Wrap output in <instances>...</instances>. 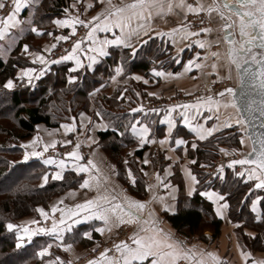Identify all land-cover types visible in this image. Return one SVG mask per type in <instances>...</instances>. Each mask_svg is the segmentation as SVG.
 <instances>
[{"label": "trees", "instance_id": "1", "mask_svg": "<svg viewBox=\"0 0 264 264\" xmlns=\"http://www.w3.org/2000/svg\"><path fill=\"white\" fill-rule=\"evenodd\" d=\"M72 1L39 0L33 8L31 25L41 28L44 34L38 36L30 29H24L9 58L0 57V264H41L39 252L49 244V239L36 236L18 248L16 234L8 231L6 224H16L21 218L36 214L38 207H48L54 197L78 188L82 182L81 176L68 171L62 180L50 179L42 184L41 180L49 168L37 159L24 161L21 142L33 137L39 124L50 128L60 127L80 112L93 111L96 119L104 120L107 124V129L99 132V138L106 152L118 160L119 176L127 179V173L131 170L136 180L135 184H128L130 192L138 198L145 197L144 178L137 168V158L142 156L143 150L131 156L126 152L139 143L131 133V124L140 114L132 112L138 104L136 95L139 87L131 75L138 73L148 76L153 68L177 71L188 57L184 53L180 63H177L180 57L173 54V48L168 43L151 38L136 49L135 56L131 54L132 49L111 48L109 55L93 71L85 68L71 72L69 65L53 66L51 71L31 83L18 81L13 90L4 88L8 79L15 78L17 71L27 66L19 57L23 46L27 44L32 50L33 40L50 39L48 33L53 31L54 20L65 14L64 9L69 8ZM121 64L124 71L116 76L115 69ZM69 76L77 80L69 83ZM114 81L118 82V86L111 95H104ZM92 101L91 107L89 103ZM69 103L73 106L69 107ZM146 118L151 120L149 116ZM3 121L12 122L14 126H8ZM121 132L124 134L120 135ZM217 136L220 137L203 142L196 152L194 171L201 181L204 173L198 167L214 157L205 150L209 144L217 141L220 146L239 149L241 137H246L244 131L235 128L224 130ZM224 172V176L217 178L212 186L198 185L191 197L181 189L177 212L165 213L164 217L180 235L193 237L210 231L213 239H217L221 235L223 221L214 213L212 203L201 194L202 190L213 188L226 197L229 218L239 224L237 229H242L239 234L243 245L253 251H264V219L257 221L251 210L253 199L261 196L260 206L264 215V191L253 188L254 185L237 176L232 167H225ZM246 228L255 231L257 236L253 238L245 234Z\"/></svg>", "mask_w": 264, "mask_h": 264}, {"label": "snow or ice", "instance_id": "2", "mask_svg": "<svg viewBox=\"0 0 264 264\" xmlns=\"http://www.w3.org/2000/svg\"><path fill=\"white\" fill-rule=\"evenodd\" d=\"M39 0H11V11L5 16H0V37L8 31L9 28H15L19 25L20 21L17 19L20 11L26 7L38 3ZM99 3L103 5V8L99 13L92 16L88 20L81 19L79 15H71L67 8L64 12L67 14L64 19H56L54 23L60 28H70L71 33L74 35L76 33V26L80 25L88 29L87 39L91 41L90 51L97 54L98 56L109 55L106 50L109 45L123 46L125 48L132 49V56L136 55V48L132 43V37L136 36L139 38L141 33L145 36L152 31L151 21L154 14L160 16L161 18L167 15L173 14L174 8H179L187 13L199 14L207 13L209 22L213 19V13L219 17L222 23L220 28L224 32L223 40L228 44V50L226 53V60L228 62V79H231V66L235 65L238 75L240 76L241 83H244L246 77L251 78L253 81H257L259 88L264 93V0H212V3L205 6L200 0H197L196 5L188 3L187 0H121L119 4H114L112 0H99ZM93 5L89 4L88 7ZM9 7V4L5 3V0H0V10ZM72 7H76L75 4ZM28 23L31 25L32 21L29 20ZM119 29V35L116 34L115 30ZM31 32L38 36L43 35V30L39 27L32 26L30 28ZM213 31V28L206 27L200 29L199 32L188 31L183 26L179 28H173L168 32H157L156 35L160 37H169L172 39L173 43L176 42V37L181 40H187L190 37H198L201 33L209 34ZM98 32H112L114 39H100L97 35ZM48 35H52L48 33ZM239 36V38H237ZM69 36L60 35L56 36V41H67ZM140 43L146 44V40L139 41ZM218 45L219 40L215 41ZM81 40H77L72 47L71 52L60 57L61 60H74L76 63V68L83 67V63L80 58L76 55L78 50H81ZM200 48L212 47V42L197 39L195 41ZM190 46V45H189ZM56 44L53 43L50 48H45L46 52H50L52 48H55ZM25 53H29V46L25 44L23 46ZM183 51V49H180ZM33 62L39 61V63L46 65L49 63L45 57L40 53H34ZM97 55H90L88 57L89 67L94 64L97 60ZM210 55L216 60L221 59V54L219 51H210ZM199 57V54H197ZM207 59V57H205ZM58 61H52L56 63ZM179 63V59L176 60ZM256 64L259 66L258 72H253L250 67L244 68L245 65ZM193 67L200 68L201 64L196 63L194 60H189L185 65L184 71L189 72ZM213 68L217 67L216 63H213ZM76 68L72 71H76ZM241 69L243 71L241 72ZM123 64L119 65L115 69L116 76L123 73ZM36 72L34 68H24L21 70L18 79L23 80L27 78L28 82L31 83L33 73ZM153 73L157 77H166L173 75L172 73H166L162 70L153 69ZM42 74V72L40 73ZM181 75L180 73L176 74ZM38 78V75L36 76ZM76 77L69 76L68 81L72 83L75 81ZM115 79V77H113ZM135 79H143L140 76H136ZM144 83H148L147 80ZM6 89H13L16 87L15 82L12 79H8L3 85ZM149 95H155V93H149ZM221 99H215L214 96H208L206 98H198L195 104H183V105H173L169 108L168 113L165 116L163 123L168 124V131L171 134L172 129L175 126V121L171 117V113L175 111L176 108H182L185 111L181 113L184 117V123L188 128L196 134L200 140H205L208 136H211L213 132L219 130L220 127H232L233 123L241 126V130L247 135V138L252 140V150L247 153L243 159H233L230 161L228 167H234L235 165H254L248 171V179L255 180V188L264 189V132L255 133L253 136L248 132V125L251 121L246 119L244 116V111L252 113L254 110L259 111L260 115L264 117V97L259 102V107L256 108V102L252 101L246 105H240L237 102L236 91L232 87H225L222 91L218 92ZM228 97V99H223ZM233 108L237 112L235 120L228 119L223 125L217 124L211 128H205L201 124H193L187 115V110L195 109L199 114L202 107L207 108L209 112L215 110L219 112L220 107ZM144 111L143 106L139 108H133L132 112ZM153 111H156L153 109ZM83 115V114H82ZM97 115H100L97 113ZM219 119V117H217ZM66 132L74 131V124L62 125ZM264 128V123L260 125ZM115 130V129H114ZM150 129L146 124H140L139 121L131 124V132L134 136L139 138L140 144L154 142L149 141L148 136ZM124 133H120L123 135ZM166 141H160V143H165ZM41 138L36 137L28 144H21L20 147L25 149L23 159L27 161L30 157H43V153L47 152L49 148L56 147V141L53 140L50 143H43V150L38 151L37 148L40 146ZM65 143H71L70 141H65ZM177 144H185L186 141L182 139L176 140ZM241 144L245 143L244 137H241ZM258 145V147H257ZM79 144L76 145V150L67 153V156L73 158L74 169L77 172L90 173L91 169H95L99 173V169L92 160H88L86 164L78 163L83 159L82 155L79 153ZM193 148H196L195 143L192 144ZM28 149H31L29 151ZM223 152L224 149H221ZM228 154V153H225ZM195 163V161H192ZM43 163L51 165L56 164L60 169L55 173L53 179H63L62 173L66 167V162L64 160H54L49 157L43 160ZM127 163V161H125ZM144 164L149 163L147 159L143 161ZM220 172H223V166L220 168ZM147 175V173H145ZM239 176H244L245 172L241 171L236 173ZM129 177L132 178L131 170L128 173ZM187 175L190 177L193 184L198 183L195 175L192 174L191 170H187ZM44 182L48 180V176L43 177ZM91 179L96 181V188L98 194L94 199L87 200L82 204H77L74 209L65 212L63 209H58L55 205L52 207V213L57 211L61 212V218L57 222L53 219L52 227H37L32 229L29 227L31 224H39V221L31 220L26 224L17 225L14 223H7L6 228L10 232H15L17 237V247H21L22 243L27 238L29 241L32 236L38 233H44L48 235H55L57 239L62 240V234L65 231H71L73 223H79L80 219L91 220L97 219L103 222V227H97L94 231L104 234L105 231L111 232L113 227H119L123 224L135 225L136 228L128 240H121L119 243L113 245L115 253L118 255L109 256L108 253L112 249L105 248L99 255L98 259L89 260L88 264H180L181 261L187 262V264H222L220 257L213 252L197 251L195 248L188 249L185 247L184 243L178 239H175L170 232L165 231L160 225L162 221L157 219L152 212L148 213V217L140 215L147 207L146 202L139 200H134L130 197L125 196L124 202H114L116 197L110 196L106 191L101 194L99 189L101 186L100 177L92 176ZM106 180L107 177H104ZM158 182L161 181L159 174L156 175ZM132 183H135V179L132 178ZM82 187H91L89 180L85 179ZM152 186L149 185V188ZM191 191H195L193 188ZM191 194V193H190ZM203 195L207 196L214 203H217V215H223L222 209H226L228 204L225 202L219 204V201L224 200V196L215 192H204ZM260 197L252 202V211L256 212V220L260 221L264 219L258 210V203ZM126 202V206H125ZM62 203V201H61ZM167 205L165 208L167 209ZM37 211L41 216L48 219L49 214L43 209L39 208ZM80 213H84L80 217ZM78 217V219L72 220V223L67 221L71 217ZM63 226V227H61ZM251 235V234H250ZM84 236L88 239L92 238L91 232H85ZM254 238V237H253ZM51 245H49V248ZM72 248L71 244L65 247V251ZM48 254V248H44L40 251L39 255L43 257ZM241 256L244 258L245 264H248L249 258L251 257V252L241 251ZM59 264H65L60 257H56ZM49 264H53L52 261ZM68 264H71L69 261ZM252 264H264V260L256 261L252 260Z\"/></svg>", "mask_w": 264, "mask_h": 264}, {"label": "crops", "instance_id": "3", "mask_svg": "<svg viewBox=\"0 0 264 264\" xmlns=\"http://www.w3.org/2000/svg\"><path fill=\"white\" fill-rule=\"evenodd\" d=\"M192 1H195V3H192ZM94 2V3H93ZM114 4H119L121 0H112ZM125 2H129V0H125ZM188 3H192L194 6L197 3V0H187ZM205 6L212 3V0H200ZM5 3L9 4V7H6L5 9L0 10V16H5L9 11H11V0H5ZM97 4V6L95 5ZM73 4V3H72ZM72 4L69 8V13L71 15H79L81 19L88 20L92 16L96 15L101 11L103 8V5L99 3V0H83V6L79 9H75L72 7ZM93 5L92 7H88V5ZM36 4L31 5L29 7H26L20 11V13L17 16V19L20 21L19 25L15 28H9L8 31L3 35V37H0V57L3 59H7L10 56V53L12 51V47L6 46V42L13 35V33L17 32L21 27L25 24L26 18L32 17L33 12H31L32 8H34ZM99 7V8H98ZM98 8V9H95ZM207 15V13H205ZM66 13L56 19H64L66 18ZM196 14L187 13L186 11H183L179 8H174L173 14L167 15L164 18H161L160 16H156L154 14L153 19L151 21V28L152 31L148 33L147 36L141 35L138 37L133 36L132 37V43L137 49L141 44L139 41L141 40H149L151 38H158L163 40L164 42L168 43L173 48V54L180 57L179 63L182 60L181 55L186 53L188 56L186 60L184 61L182 67L177 70H166L161 68H153L156 70H162L166 73H172L171 76L166 77H157L153 73V69L150 70V73L148 76L145 75H139L138 73L133 74L132 77L140 76L143 79H140L138 81H141L143 85L145 86L144 92L147 94L154 103H158L161 106L156 109V111L146 110L135 112L140 113L137 119L134 123L139 121L140 124H146L149 129L151 130L148 136L149 142L145 143L143 145L140 144L139 138L136 137L139 141V143L134 146L131 150L129 155H134L136 151L143 150V154L140 158H137L139 163L144 166L143 168V174L145 179V190H146V196L144 198H137L134 196L126 187L122 185V183L118 180V175L116 171L115 165L110 161L108 156L101 150L99 145V132L105 131L107 129V125L104 122H94L92 125L85 124V120H81L78 123L75 121H70L69 125L74 124L75 130L66 132L65 129L60 126L59 128H55L54 134H57V140L56 142L58 144H69V152L76 150L73 149V141L76 139L79 140V144L83 149L86 148L87 150H80L79 153L82 155L83 159L79 161L80 164H86L88 160H92L97 168L99 169V173L95 171V169H91L90 173L85 172H77L74 169L73 164V158L67 156V153L63 156L60 155L58 157H54V160H64L66 162V167L63 170L62 176L64 178L66 172H74L77 175L82 177V182L78 188L69 189L67 192H65L63 195L56 197L50 204L49 209L45 210L49 216L48 219L45 220L43 216L40 215V220L44 222L45 228H51L53 219H55L57 222L61 218V212L57 211L56 213H52L51 209L55 205L58 209H63L65 212H68L71 209H74L77 204H82L87 200L94 199L97 194L98 190L96 188V181L94 179H91L92 176H99L100 177V193L103 194L105 191L110 195L116 197V201L114 202H124V197H130L134 200H139L142 202L147 203V207L145 210L140 213V215L144 217H148V213L152 212L154 216L162 221L161 227L172 234V236L175 239H178L182 241L186 248L192 249L195 248L197 251H205V252H213L217 254L222 264H245L244 258L241 256V251L245 252H251V257L249 258L248 264H252V260L260 261L264 260V251H253L249 248H247L243 243H240V240L238 236L235 233L236 224L231 221L229 218V204L226 200V197L224 196L223 201H219V204L227 203L228 207L226 209H222L223 215H217V203H214L213 200H210L207 196L203 195L204 192H215L219 193L218 191L214 190L213 188H207L202 190L201 194L213 205L214 213L218 218H220L223 221V232L221 235L217 238L218 240H213L212 234H208L209 241L201 240L198 238V236L193 237H185L183 235L178 234V232L175 230V228L171 225V223L164 217L165 213L168 214H174L178 210V196L181 192V189L184 190V192L188 196H193L198 188L199 180L197 177V174L194 171V165L197 161V155L196 152L199 149L200 145L210 139L211 137L215 136L221 131L227 130L229 128H233L235 126L239 127V131L242 132L241 126L236 125L233 123L232 127H220L219 130L212 133L211 136H208L205 140H200L194 132H192L188 126L184 123V117L181 115L182 112L185 110L182 108H176L175 111L171 113L172 119L175 121V126L172 129L171 134L168 131V124L163 123L166 114L168 113L169 108L173 105H183V104H195L198 100L197 95L201 94V90L203 88V83L206 81H212V80H218V81H231V85H227L225 87H232L234 86V80L235 77H238V72L235 67V65L231 66V79H228L229 71H228V62L226 60V53L228 50V44L224 42V32L220 28V24L222 21H220L219 17L216 16L215 13H213V31L209 34L201 33L198 37H190L187 40H181L179 37H176V42L173 43L172 39L169 37H160L156 35L157 32H168L173 28H179L183 26L188 31H191L192 27H196L195 23L187 21L189 16H193ZM208 16V15H207ZM55 19V20H56ZM54 20V21H55ZM53 31L51 32L52 35H50L49 43L46 44L43 47L42 54L49 63L46 65L37 62H33L34 60V53H28L29 60L31 61V66L26 68H34L36 69V72L33 73V79L37 80L49 71H51L53 66H60V65H69L71 72H77L79 70L88 68L90 70L94 69V67L104 58L107 56H98L95 53H92L89 49L91 47V41L87 39V32L88 29L84 28L83 26L77 25L76 33L73 35L71 33L70 28H60L53 22ZM32 25H30V28ZM191 27V28H190ZM29 28V29H30ZM193 32L194 29H192ZM116 34L119 35V29L115 30ZM60 35H67L69 36V39L67 41H56L55 37ZM97 35L100 39H114L113 33L108 32H98ZM239 38V36H237ZM197 39L206 40L209 42H212V47L209 50L208 48H200L197 44H195V41ZM77 40H81V50H78L76 55L80 58V60L83 63V67L76 68V63L74 60H61L60 57L68 55L72 47L74 46V43ZM219 40L220 47L222 50L220 51L221 59L216 60L214 57L210 55V51H213L212 49L216 46H218L215 41ZM55 43L56 47L52 48L50 52H46L45 48H50V46ZM16 45V43H15ZM14 45V46H15ZM190 45V46H189ZM13 46V47H14ZM113 47H123V46H116V45H109L107 47V51L109 53V50ZM125 48V47H123ZM131 49V48H128ZM180 49H183V51H180ZM199 54V57L197 56ZM90 55H97V60L94 64L89 67V64L91 63L88 59ZM207 57V59H205ZM189 60H194L196 63H200L201 67L196 68L193 67L191 71L185 72L184 68L185 65ZM52 61H58L56 63H52ZM213 63L217 64L216 68H213ZM76 68V71H72V69ZM24 69V68H22ZM22 69H19L17 71L16 77L11 78L14 80V82L18 81H27V78H24L23 80L18 79V76ZM42 72V74H40ZM180 73L181 75L177 76L176 74ZM38 75V78L36 76ZM135 79V78H133ZM137 80V79H135ZM147 80L148 83H144V81ZM32 82V81H31ZM116 82V81H114ZM194 83L196 88L193 92L189 94V90H192L190 86H188V83ZM174 86H182L183 90L188 95H191L190 97L192 99L190 100H183V101H174V102H166L163 99V95H165V92H168V89L174 87ZM224 87V88H225ZM236 87V86H234ZM222 88L221 91L224 89ZM149 93H155V95H149ZM145 96V95H144ZM210 95H205L204 98L208 97ZM195 97V98H194ZM215 98V97H214ZM215 99H221L219 96ZM223 99H228V97H225ZM135 108H139L137 105ZM187 115L189 116L191 122L193 124H201L205 128H211L214 125L220 124L223 125L224 122L228 119L235 120L237 116V112L235 109L229 107L224 108L223 106L220 107L219 112H216L213 110L212 112H209L207 108L202 107L200 109L199 114L196 112L195 109H189L187 110ZM150 117V119H147L146 117ZM219 117V119H217ZM150 120V122H148ZM68 124V123H67ZM43 124H39L37 132V135L34 137H40L41 143L40 146L37 148L38 151H42L43 143H48L50 141V136L48 132V128L41 126ZM65 125V124H64ZM132 133V132H131ZM61 136V137H60ZM134 136V135H133ZM243 137V136H242ZM33 138V139H34ZM31 139V141L33 140ZM182 139L186 141L185 144H177L176 140ZM29 141V142H31ZM65 141H70L71 143H65ZM160 141H166L165 143H160ZM26 143V142H25ZM23 143V144H25ZM56 143V144H57ZM195 143L197 145L196 148L192 147V144ZM243 145V144H242ZM76 148V147H75ZM31 151V149H28ZM25 152V150H24ZM44 155V153H43ZM45 157V156H44ZM37 159L40 160L43 163L44 159L43 157H30L28 160ZM147 159L149 163L144 164L143 161ZM24 160V159H23ZM27 160V161H28ZM25 161V160H24ZM192 161H195L193 163ZM47 167L53 168V173H49L48 180H57L53 179V176L57 171L60 169L57 167L56 164H45ZM201 163L200 165H202ZM191 170L192 174L196 176L198 183L193 184L190 177L187 175V170ZM147 173V175L145 174ZM208 174H211L210 172H207ZM132 174V173H131ZM159 174L161 177L162 182H158L156 179V175ZM129 176V175H128ZM104 177H107L105 180ZM132 178H135V176L132 174ZM132 178L129 177V181L132 183ZM88 179L91 187H82L84 180ZM42 184H46L44 182V179H42ZM62 179H59L57 181H60ZM135 184V183H134ZM149 185L152 187L149 188ZM195 189V191H191L192 189ZM191 193V194H190ZM220 194V193H219ZM222 195V194H220ZM260 201L257 205L259 212L262 214L261 211V196ZM256 200V198H255ZM62 201V203H61ZM165 205H167V209L165 208ZM126 206V202H125ZM252 210V206H251ZM255 215H257L256 212H253ZM85 215L84 213H80V217ZM78 219V217H71L67 222L72 223V220ZM22 224V223H21ZM46 224V225H45ZM124 225V224H123ZM120 225L119 227H113L111 232L105 231L104 234H100L99 232L94 231L97 227H103V222L97 219H91V220H84L80 219L79 223H73L71 231H65L62 236L63 239H57L55 235H48L41 233L38 236H44L49 239V244L45 247L48 248V254L41 257V264H49L50 261L53 262V264H59V261L56 260V257H60L61 260L65 262V264H68L70 261L71 264H80L79 261L85 257L88 250L94 247V245L97 244V242L101 241H110L113 239L114 236L117 235L118 229L123 226ZM47 226V227H46ZM63 227V226H61ZM136 226L133 225V231L135 230ZM246 234L250 237H254L253 231L246 230ZM85 232H91L92 238L88 239L86 236H84ZM133 233V232H132ZM251 234V235H250ZM132 235V234H131ZM25 240H28L25 238ZM71 244L72 248L68 251H65V247ZM49 245L51 247L49 248ZM54 247V248H53ZM56 247V248H55ZM54 250V251H53ZM41 251V250H40ZM115 251V249H114ZM53 252H56L55 255H53ZM40 253V252H39ZM109 255V253H108ZM112 255H118L117 253ZM109 255V256H112ZM99 256L95 257L94 259H98ZM93 260V259H92ZM82 264H88V261H85ZM180 264H187L185 261H181Z\"/></svg>", "mask_w": 264, "mask_h": 264}, {"label": "rangeland", "instance_id": "4", "mask_svg": "<svg viewBox=\"0 0 264 264\" xmlns=\"http://www.w3.org/2000/svg\"><path fill=\"white\" fill-rule=\"evenodd\" d=\"M72 3L73 4H75L76 5V7H73V8H77V9H79L80 7H82L83 6V0H73L72 1ZM71 3V4H72ZM94 3V2H93ZM192 3H195V1H192ZM72 4V5H73ZM98 4V3H97ZM97 4L95 3V5L97 6ZM71 6V5H70ZM99 8V7H98ZM98 8H95V9H98ZM4 11V10H3ZM31 12H33V8H32V10H31ZM203 14V16L205 17V19H206V26L204 27V24H201V23H199L198 21H201V20H199L200 18H199V16L200 15H202ZM29 20H31V17L29 16L28 17V19L26 18V22H25V24L21 27V29H19L17 32H15V33H13V35L11 36V37H9V39L7 40V42H6V45H5V47L6 46H9L10 48L12 47L13 48V46L15 45V43L17 42V40H18V36H19V34H21L22 32H23V30L25 29V31L26 30H28L29 28H30V24L28 23V21ZM187 21H189V22H192V23H195V25H196V27H190L191 28V31H192V29H194V31L195 32H199L200 30H198L197 31V27H200V28H206V27H211V28H213V22L211 21V22H209V19H208V16L205 14V13H199V14H196V15H193V16H189L188 17V19H187ZM197 22V23H196ZM204 23V22H203ZM49 40L50 39H46V40H44V41H38V40H33V46H34V49H32V50H29V53H32V52H35V53H42L43 52V47L46 45V44H48L49 43ZM39 48H41V49H39ZM213 51H221L222 50V48L220 47V45H218V46H216V47H214L213 49H212ZM29 55L30 54H28V53H25L24 52V50L22 49V52H20V56L19 57H21L22 58V61H23V63L25 64H27V66L26 67H29V66H31V61L29 60ZM173 56H171V58H172ZM21 60V59H20ZM26 67H23V68H26ZM95 68V67H94ZM22 69V68H21ZM90 70V69H89ZM94 69H92L91 71H93ZM17 74V73H16ZM134 74H136V73H134ZM133 75V74H132ZM132 75H131V77H132ZM139 75H141V74H139ZM132 78H135V77H132ZM13 80V79H12ZM77 80V78L75 79V81ZM14 81V80H13ZM33 81H35V80H32V82ZM6 83V82H5ZM134 83H136L137 85H138V89H137V93H138V95H136V97H138V104H137V106L138 107H141L142 106V102L143 101H145V102H147V101H149V102H151V103H154V101H152V99H150V97L147 95V94H145V90H144V88H145V86L143 85V83L141 82V81H138V80H135L134 79ZM207 83H211V84H214V85H216V86H218V87H220V90L222 89V88H224L225 86H227V85H231V81H229V80H227V81H218V80H212V81H206V82H204L203 83V88H202V90H201V94L200 95H197V97H200V98H204L205 97V95L208 93L207 92V87H208V85H207ZM15 84H16V86H17V82H15ZM234 86H237L238 84H239V78L238 77H235V80H234ZM188 86H190V88H192V90H189L188 92H189V94L191 93V92H193L194 91V89L196 88L194 85H196V84H194L193 82L192 83H188L187 84ZM118 86V82H114L112 85H111V87L107 90V91H105V93H104V95H111L112 93H113V91H114V89L116 88ZM233 86V87H234ZM129 87H131V85H129ZM14 89V88H13ZM13 89H11V90H13ZM9 90V89H8ZM186 92L183 90V88H182V86H174V87H172V88H170V89H168V92H165V95H163V99L162 100H165L167 103L168 102H174V101H183V100H190V99H192L190 96L191 95H188L189 97H187L186 95L187 94H185ZM145 95V96H144ZM209 95V94H208ZM129 96V95H128ZM218 97V95L215 97V98H217ZM121 98V97H120ZM190 98V99H189ZM195 98V97H194ZM72 104L71 103H69V107L71 106ZM89 105L92 107L93 106V101L92 102H90L89 103ZM73 106V105H72ZM159 108V107H158ZM158 108H156V109H158ZM92 109V108H91ZM143 109H147V108H144L143 107ZM83 114V115H82ZM85 120V124H87V125H92L95 121L96 122H104L105 124H106V122L104 121V120H101V119H96V116H95V113L93 112V111H83V112H80L76 117H74V116H72L71 117V119L68 121V122H66V123H63V124H61V126L62 125H64V124H69V122L70 121H75V122H79V121H81V120ZM2 123H4V124H7L8 126H14V124L12 123V122H9V121H3ZM107 125V124H106ZM41 126H43V127H46V128H48V132H49V138H50V141L48 142V143H50V142H52L53 140H57L58 138H57V134H54L55 133V130H53V129H55V128H59V127H53V128H50V127H48V126H46V125H41ZM233 128H235L236 130H238L239 129V127L238 126H235V127H233ZM230 129V128H229ZM39 131V129H38V126L36 127V133L33 135V137H31L30 139H28V140H24V141H22L21 142V144H23V143H25V144H28V143H30L29 141H31V139H33L36 135H37V132ZM239 131V130H238ZM222 132V131H221ZM221 132H219V133H221ZM218 133V134H219ZM218 134H216L215 136H213V137H211V138H213V139H217V138H219L220 136H222V135H224V134H221L219 137L217 136ZM226 135V134H225ZM224 135V136H225ZM0 137H2V136H0ZM61 137V136H60ZM244 137V140H245V143L242 145L241 144V147L238 149V148H235V147H230V146H226V145H221L220 146V143H218L217 141H215V142H212L211 144H209L208 145V147H206L205 148V150H207V152H210V153H212L213 155H214V157H212L210 160L208 159V160H206L205 162H203V164L202 165H200L199 167H198V169H199V171H202L203 173H204V175H203V178H202V181L201 180H199V178H198V180H199V185L200 186H202V187H206V186H212L213 185V182L217 179V178H220V177H222V176H224V174H225V172H224V169H225V167H228V165H229V163H230V161L231 160H233V159H238V157L240 158H242V157H244L247 153H249L250 152V150H251V148H250V143H249V140L247 139V137H245V136H243ZM2 139V138H1ZM77 144H79V140L78 139H76L75 141H73V145H74V147H73V149H76L75 147H76V145ZM99 145H100V148H101V150L108 156V158L110 159V161L115 165V167H116V171H117V175H118V180L122 183V185L124 186V187H126L129 191H130V189H129V186H128V184L130 183V181H129V176H128V173H127V176H128V178L127 179H125L124 178V176L123 175H120L119 176V171H120V169H119V164H118V160L116 159V158H113L112 156H110L109 154H108V152H106V150H105V148L103 147V145H102V143L99 141ZM79 146H80V144H79ZM80 148V150H87L86 148H84L83 149V146L81 147H79ZM133 148V147H132ZM132 148H130L129 150H127L126 152L127 153H130V150L132 149ZM221 149H224V151L222 152L221 151ZM24 148H23V152H24ZM66 153H69V144H66V145H64V144H56V147L55 148H49L48 149V151L47 152H44V155H43V158H49V157H51V158H54V157H58V156H60V155H65ZM225 153H228V154H225ZM23 156H24V153H23ZM22 156V157H23ZM45 156V157H44ZM131 156V155H130ZM129 156V157H130ZM206 157H208L209 158V156H206ZM138 161V160H137ZM45 166H47V165H45ZM221 166H223V172L221 173L220 172V168H221ZM49 169L47 170V172L45 173V175H48L49 173H53L54 171H53V168H51V167H48ZM137 168H138V170H139V172H141L142 173V175H143V178H144V174H143V168H144V166H142L140 163H139V161H138V165H137ZM194 168V167H193ZM232 169H234V171H236V173H238V172H241V171H244L245 172V175L244 176H239V175H237V176H239V177H241V178H243L244 179V181L245 182H250V183H252V186L253 185H255V184H253V183H256V181L255 180H249L247 177H248V171L247 170H250L251 168H247V167H240V166H237V165H235L234 167H232ZM207 172H210L211 174H208ZM132 173V172H131ZM196 173V172H195ZM133 174V173H132ZM44 175V176H45ZM134 175V174H133ZM43 176V177H44ZM198 177V176H197ZM43 179V178H42ZM42 181L43 180H41V183H42ZM144 182H145V179H144ZM2 185L3 184H5V183H1ZM253 188H254V186H253ZM68 191V190H67ZM67 191H65V192H67ZM65 192H63V193H61L60 195H58V196H56V197H59V196H61V195H63ZM181 193V192H180ZM56 197H54L52 200H51V202L56 198ZM138 198V197H137ZM144 198V197H143ZM262 199V198H261ZM255 200V198L253 199V201ZM51 202L49 203V205H48V207H43V206H40V207H38L37 209H39V208H43L44 210H48L49 209V206H50V204H51ZM252 206V205H251ZM31 220H36V221H39V224H31V225H29V227L30 228H32V229H35V228H37V227H44V222L43 221H41L40 220V213L37 211V213L36 214H34V215H29V216H26V217H23V218H21L20 220H19V222L18 223H16L17 225H22V224H26L28 221H31ZM22 223V224H21ZM237 226H236V228H235V233H236V235L238 236V238H239V240H240V243H242V238H241V236H240V234L239 233H242V229H237L238 228V226H239V224H237V223H235ZM46 225V224H45ZM124 225H126V224H124ZM131 226V229L129 230V231H127V235H125L126 236V240H128V238L131 236V234H132V232H133V225H130ZM47 227V226H46ZM119 230H120V228L118 229V233H119ZM246 230H250V231H253V230H251V229H249V228H246V229H244V232H245V234H246ZM223 232V227H222V231H221V233ZM117 233V235L116 236H114L113 237V239L112 240H110V241H101V242H97V244L96 245H94V247L93 248H91L90 250H88V252H87V254L85 255V257L84 258H82L80 261H79V263L80 264H82L83 263V261L84 260H86L87 259V256H89L90 254H92V253H94L95 251H96V249L97 248H101V247H103V246H109V245H111V244H113V242H116V238L117 237H119L118 234ZM41 233H38V234H36V235H34V236H32V238H31V240H33V238L34 237H36V236H38V235H40ZM208 234H210V231H206V232H201V233H199V234H197L196 236H198V238L199 239H201V240H205V241H209V239H208ZM212 234V233H211ZM253 235H254V237H256L257 236V233L255 232V231H253ZM212 237H213V235H212ZM16 239H17V237H16ZM219 239V238H218ZM218 239H216V240H218ZM31 240L29 241V240H25L23 243H22V245L23 244H26V243H29V242H31ZM124 240V239H123ZM214 240V239H213ZM18 242V241H17ZM244 243V242H243ZM109 255H111V253L109 254ZM40 256V255H39ZM85 262V261H84Z\"/></svg>", "mask_w": 264, "mask_h": 264}, {"label": "water", "instance_id": "5", "mask_svg": "<svg viewBox=\"0 0 264 264\" xmlns=\"http://www.w3.org/2000/svg\"><path fill=\"white\" fill-rule=\"evenodd\" d=\"M248 67H250L253 72H258V70H259V66L256 64H249V65L244 66V68H248ZM242 71H243V69H241V72ZM238 78H239V84L234 88L236 91V98H237L238 104L244 105L246 108V105L248 103L255 101L256 102L255 107L258 108L260 100L262 99V97H264V93H262V90L259 88L258 82L253 81L251 78L246 77L244 80V83L242 84L239 75H238ZM244 116L246 119L251 121V124L247 126L249 133H251L253 136H255V133L264 132V128L260 127V125L262 123H264V117H262L260 115L259 111L254 110L252 113H248L245 110ZM245 135H246V133H245ZM246 137H247V135H246ZM248 140L250 143V148L252 150V147H253L252 140H250V139H248ZM257 147H258V145H257ZM251 150H250V152H251ZM245 156L240 158V159L245 158ZM237 166H242V167H247V168H253L254 167V165H239V164H237ZM254 188H255V185H254ZM255 189H257V188H255Z\"/></svg>", "mask_w": 264, "mask_h": 264}, {"label": "built area", "instance_id": "6", "mask_svg": "<svg viewBox=\"0 0 264 264\" xmlns=\"http://www.w3.org/2000/svg\"><path fill=\"white\" fill-rule=\"evenodd\" d=\"M5 11H7L6 9H5ZM205 16V15H204ZM203 16V14L202 15H200L199 16V20H201V21H198L199 23H201V24H204V27L206 26V19H205V17ZM204 22V23H203ZM197 23V22H196ZM200 29H202V28H200V27H197V31L198 30H200ZM207 85H208V87H207V94L206 95H211V96H214V97H216L217 95V93L218 92H220L221 90H220V87H218V86H216V85H214V84H211V83H207ZM142 106L144 107V108H147L146 110H151V111H153V109H155L156 110V108H158V107H160L161 105L160 104H158V103H151V102H149V101H147V102H145V101H143L142 102ZM241 158V157H240ZM239 157H238V159H240ZM240 167H242V166H240ZM262 191H264V189H262ZM131 229V226L130 225H128V224H126V225H123V226H121L120 227V230H119V237H117L116 238V242H113V244H111V245H109V246H103V247H101V248H97L96 249V251L94 252V253H92V254H90L89 256H87V259L86 260H84V261H89V260H92V259H94L95 257H97V256H99L100 255V253L102 252V251H104V249L105 248H109V249H112V251H110L109 252V254L111 253V255L112 254H115V251H114V247H113V245L114 244H116V243H119L121 240H126V236L125 235H127L126 233H127V231H129ZM84 261H83V263H84Z\"/></svg>", "mask_w": 264, "mask_h": 264}]
</instances>
